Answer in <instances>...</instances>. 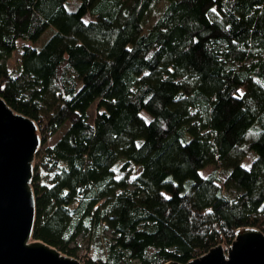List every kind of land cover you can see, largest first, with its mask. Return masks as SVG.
Instances as JSON below:
<instances>
[{
	"label": "trees",
	"instance_id": "obj_1",
	"mask_svg": "<svg viewBox=\"0 0 264 264\" xmlns=\"http://www.w3.org/2000/svg\"><path fill=\"white\" fill-rule=\"evenodd\" d=\"M0 97L40 134L32 239L163 264L264 234V0H0Z\"/></svg>",
	"mask_w": 264,
	"mask_h": 264
},
{
	"label": "water",
	"instance_id": "obj_2",
	"mask_svg": "<svg viewBox=\"0 0 264 264\" xmlns=\"http://www.w3.org/2000/svg\"><path fill=\"white\" fill-rule=\"evenodd\" d=\"M40 141L35 122L0 97V264H80L31 237L32 162ZM163 264H264V234L242 226L227 244H216L187 261L171 259Z\"/></svg>",
	"mask_w": 264,
	"mask_h": 264
},
{
	"label": "rangeland",
	"instance_id": "obj_3",
	"mask_svg": "<svg viewBox=\"0 0 264 264\" xmlns=\"http://www.w3.org/2000/svg\"><path fill=\"white\" fill-rule=\"evenodd\" d=\"M165 2L164 1H161L159 2V4L156 6V8L154 9L153 13H152V17H151V20L150 22L160 13V11L162 10L163 6H164ZM48 33L47 32H44L40 35V41H43L46 37H47ZM39 41V42H40ZM39 42L36 43V45H39ZM22 41L21 40H18L17 44H21ZM19 50L17 49L16 51L12 52L5 60V64L8 68H11L12 66H15L18 64V59H19ZM90 112L93 111V107L91 106L90 107ZM57 138V136H50L47 138L46 142H45V145H51L54 140ZM35 159V158H34ZM34 164V163H33ZM215 168V166H212V165H209V166H206L204 169H202L200 172L202 175H206L207 173H209L211 170H213ZM138 172V169L135 168L134 171L131 173V175L129 176V179H131L134 175H136ZM75 244H79V240L76 241ZM100 246L95 244L94 242H91L88 244V248L91 249L92 251V256L93 254H95V252H98V250L100 249L99 248ZM85 248L82 247L81 249L78 250V254L77 256H80L82 257L84 260V256L81 255V252L82 250H84ZM86 264V262L84 263Z\"/></svg>",
	"mask_w": 264,
	"mask_h": 264
},
{
	"label": "built area",
	"instance_id": "obj_4",
	"mask_svg": "<svg viewBox=\"0 0 264 264\" xmlns=\"http://www.w3.org/2000/svg\"><path fill=\"white\" fill-rule=\"evenodd\" d=\"M36 128H37V132H38V134H39L38 127L36 126ZM39 136H40V134H39ZM34 162H35V160H34V158H33V162H32V164H33ZM81 255L84 256L85 260H84L82 257H80V256H77V257H75V258L79 261L80 264H84V263L86 262V260L92 258V251H91V249H89V248L84 249V250H82Z\"/></svg>",
	"mask_w": 264,
	"mask_h": 264
}]
</instances>
